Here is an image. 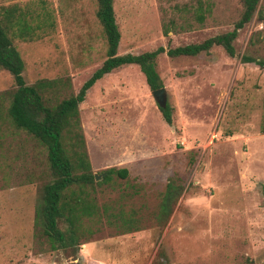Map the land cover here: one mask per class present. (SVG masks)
I'll list each match as a JSON object with an SVG mask.
<instances>
[{
    "label": "rangeland",
    "instance_id": "obj_1",
    "mask_svg": "<svg viewBox=\"0 0 264 264\" xmlns=\"http://www.w3.org/2000/svg\"><path fill=\"white\" fill-rule=\"evenodd\" d=\"M0 6L15 7L30 27L27 39L14 38L26 83L58 79L54 98L76 94L106 58L96 0ZM113 7L119 54L200 42L231 30L243 8L242 0H113ZM257 9L264 13V0ZM234 47V56L217 45L195 56L158 54L172 125L136 64L112 70L87 91L78 108L95 181L111 166L127 168L128 176L87 189L107 211L82 218L76 257L51 248L36 220L45 148L0 121V264H264V69L242 59H264L257 12ZM14 88L0 68V92ZM170 178L182 191L163 222L156 213ZM121 214L138 229L123 232Z\"/></svg>",
    "mask_w": 264,
    "mask_h": 264
},
{
    "label": "trees",
    "instance_id": "obj_2",
    "mask_svg": "<svg viewBox=\"0 0 264 264\" xmlns=\"http://www.w3.org/2000/svg\"><path fill=\"white\" fill-rule=\"evenodd\" d=\"M96 2V16L106 42V58L83 82L76 94L61 98H54L50 92L58 84V79H39L32 84L26 83L23 76L24 61L14 44V38L27 39L29 36L26 33L30 27L23 19V14L16 13L15 7L0 6V68L11 74L15 84L14 89L0 92V121L25 131L45 148L47 171L43 175L45 182L41 188V202L36 208V220L42 227V234L51 242V248L66 251L70 257H76L78 253V232L82 218H99L107 211L104 207L101 211L87 189L110 181L113 175L120 178L128 176L127 168L111 166L101 171V180L95 181L85 148L78 108L87 91L104 75L127 64L139 66L151 90L162 87L156 71V57L159 53L165 51L170 57L195 56L201 52H209L217 45L234 56V41L239 30L256 12L259 19H264L263 11L257 9L259 0H242V12L231 30L217 33L200 42L168 49L160 46L137 54H119L117 49L121 34L113 0ZM204 11L202 5L196 9L199 22L205 18ZM242 59L246 62L254 61L264 69V59L249 55H243ZM4 99H8L7 104H4ZM158 106L163 119L172 125V107L168 103ZM175 182L174 178L168 179L161 195L156 218L163 222L170 216L173 204L182 191V187ZM262 192L264 195V183ZM120 218L124 226L123 232L138 229L132 216L121 214Z\"/></svg>",
    "mask_w": 264,
    "mask_h": 264
},
{
    "label": "water",
    "instance_id": "obj_3",
    "mask_svg": "<svg viewBox=\"0 0 264 264\" xmlns=\"http://www.w3.org/2000/svg\"><path fill=\"white\" fill-rule=\"evenodd\" d=\"M151 93L154 99L157 101L158 105L165 106L166 105V89L165 87H159L154 90H151ZM95 180H98V176L95 175Z\"/></svg>",
    "mask_w": 264,
    "mask_h": 264
},
{
    "label": "built area",
    "instance_id": "obj_4",
    "mask_svg": "<svg viewBox=\"0 0 264 264\" xmlns=\"http://www.w3.org/2000/svg\"><path fill=\"white\" fill-rule=\"evenodd\" d=\"M99 264H102V263H99Z\"/></svg>",
    "mask_w": 264,
    "mask_h": 264
}]
</instances>
